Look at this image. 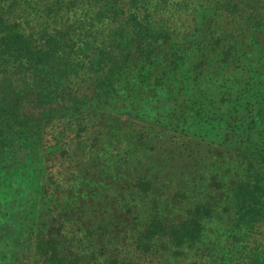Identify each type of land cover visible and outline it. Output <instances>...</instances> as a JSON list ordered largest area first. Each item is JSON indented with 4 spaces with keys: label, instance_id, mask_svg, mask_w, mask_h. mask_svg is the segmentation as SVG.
Wrapping results in <instances>:
<instances>
[{
    "label": "trees",
    "instance_id": "obj_1",
    "mask_svg": "<svg viewBox=\"0 0 264 264\" xmlns=\"http://www.w3.org/2000/svg\"><path fill=\"white\" fill-rule=\"evenodd\" d=\"M263 229L264 0H0V264H264Z\"/></svg>",
    "mask_w": 264,
    "mask_h": 264
},
{
    "label": "rangeland",
    "instance_id": "obj_2",
    "mask_svg": "<svg viewBox=\"0 0 264 264\" xmlns=\"http://www.w3.org/2000/svg\"><path fill=\"white\" fill-rule=\"evenodd\" d=\"M202 2V0H199V3H201ZM178 14H180L179 15V17H178V19H177V21L175 22V27H176V30H178V31H182V30H184V26L186 25V24H189L190 23V21L188 20V18L187 17H185L184 15H183V12H179ZM190 19V18H189ZM192 25V23H190L189 24V28H186L185 29V31H188L191 27ZM263 231V233H261V234H257L256 236H255V239H254V241L253 242H251V244L253 245V244H264V229L262 230ZM257 246V245H256ZM169 264H170V262H168ZM180 263H182V262H178V263H176V264H180Z\"/></svg>",
    "mask_w": 264,
    "mask_h": 264
}]
</instances>
